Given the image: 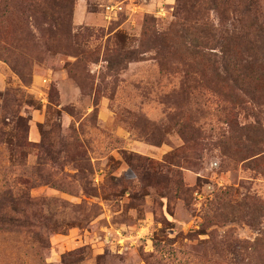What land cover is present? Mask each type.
I'll return each mask as SVG.
<instances>
[{
    "label": "rangeland",
    "instance_id": "obj_1",
    "mask_svg": "<svg viewBox=\"0 0 264 264\" xmlns=\"http://www.w3.org/2000/svg\"><path fill=\"white\" fill-rule=\"evenodd\" d=\"M8 188L0 264H264V0H0Z\"/></svg>",
    "mask_w": 264,
    "mask_h": 264
},
{
    "label": "trees",
    "instance_id": "obj_2",
    "mask_svg": "<svg viewBox=\"0 0 264 264\" xmlns=\"http://www.w3.org/2000/svg\"><path fill=\"white\" fill-rule=\"evenodd\" d=\"M246 35L249 36V32L248 33H242V32L233 31L230 34V37H227L225 39L230 41V43H228V45L231 44V47H232L233 45L236 46L238 44L237 41L243 39ZM235 46H234V48H235ZM225 54H227V53H225ZM230 62H235V60H232ZM223 67H224V70L227 71V67L226 66H223ZM22 198H23L22 196L21 197L16 196L14 191L8 188L6 191H3L0 193V209H3L2 205H4V203L6 202L10 206H14L13 211L18 212V210L16 208V206H17L16 204L20 203ZM0 219L4 223L14 225V227H17L20 225L18 223L19 219L15 218L13 215H11L9 213H4L3 215H1ZM18 229H22V228L18 227Z\"/></svg>",
    "mask_w": 264,
    "mask_h": 264
}]
</instances>
